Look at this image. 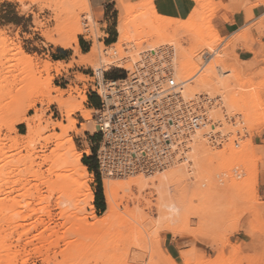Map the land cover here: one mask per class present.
<instances>
[{
	"label": "rangeland",
	"instance_id": "rangeland-1",
	"mask_svg": "<svg viewBox=\"0 0 264 264\" xmlns=\"http://www.w3.org/2000/svg\"><path fill=\"white\" fill-rule=\"evenodd\" d=\"M76 2L69 6L60 0H0V153L7 159L8 173H12L4 195L11 192L8 200L16 198L30 204L20 211H8L5 221L1 219L0 246L8 247L9 252L0 251V264H264V64L235 61V47L221 37L214 23L217 13L227 7L217 0H185L186 12L176 20L159 15L154 0H115L109 18L99 23L88 18V0ZM115 44L122 46L119 58L136 61L141 54L170 45L178 65L177 78L183 81H196L208 61L206 72L220 67L222 76L214 71L218 79L236 81L233 98L228 92L192 88V84L185 90L189 96H221L229 108L226 117L221 110L213 112L222 127L218 130L230 136L229 142L220 149L202 138L196 158L205 152H233L237 157L232 165L219 164L217 159H197L192 175L181 172L186 182L164 191L160 190V181L180 170L153 177L111 178L118 190L117 212L108 224L97 228L92 213L102 218L107 210L106 178L100 174L98 178L86 166L87 185L94 196L101 181L106 204L102 212L95 199L94 210L82 203L77 205L67 195L60 196L57 188L49 190L31 176L37 171L46 181L56 182V176L48 174L51 162L44 159L55 157L57 143L53 136L61 132L51 126L67 125L68 102L72 108L81 104L84 111L71 116L76 130L68 137L82 155V164L84 158L95 156L98 167L102 136L90 97L100 101L93 92L97 80H111L113 74L123 79L128 65L135 63L102 70L101 80V51L114 50ZM18 48L30 61L18 55ZM181 58L193 63L192 70L180 71ZM55 99H61L65 106ZM29 103L33 107L27 108ZM9 125L12 130L6 128ZM9 140L17 141L18 147L12 148ZM237 140L239 149L233 147ZM248 142L250 147L243 153ZM30 155L35 159L33 166ZM18 182L37 186L46 200L42 206L45 215H40L36 198H23ZM17 211L22 218L12 215ZM29 215L33 216L23 219ZM35 225L21 234L23 226L29 230ZM166 239L180 250L174 258L166 251Z\"/></svg>",
	"mask_w": 264,
	"mask_h": 264
},
{
	"label": "built area",
	"instance_id": "built-area-1",
	"mask_svg": "<svg viewBox=\"0 0 264 264\" xmlns=\"http://www.w3.org/2000/svg\"><path fill=\"white\" fill-rule=\"evenodd\" d=\"M172 51L165 45L152 58H139L121 80H97L93 92L101 102L95 114L102 136L97 151L101 177H153L188 163V148L199 131L211 147L221 149L229 142L213 116L221 110L226 117L222 99L189 96L185 86L190 81L178 79L171 67ZM233 147L240 148L239 140Z\"/></svg>",
	"mask_w": 264,
	"mask_h": 264
},
{
	"label": "bare ground",
	"instance_id": "bare-ground-1",
	"mask_svg": "<svg viewBox=\"0 0 264 264\" xmlns=\"http://www.w3.org/2000/svg\"><path fill=\"white\" fill-rule=\"evenodd\" d=\"M8 1H10V0H8ZM60 1L63 4H65V5L67 4L69 6H73L75 4H78V2H76V0H60ZM82 5H83L82 7L88 8V6L86 4L82 3ZM88 18H89V20L91 22H93V18L91 16V14H89ZM120 33H121V31H120ZM124 36L127 38V35H122V38L125 39ZM118 41H120V40H118ZM125 41H124V45L126 44ZM127 43L129 44V41ZM115 46H117V44H115L114 47ZM120 46L115 47L114 50H109V49L106 48L107 51H101V56H102L103 60L101 62L102 65L98 69V73L100 74V79L103 76L102 75V70H110L111 67L120 68L121 69V68H123L125 63H129L131 61L132 62L135 61V63H136L139 60L138 59L136 61V59H132V58H119L120 57L119 56V52L122 51V49H121L122 46L121 47ZM160 48H162V47H160ZM157 50H159V48ZM17 51H18V55L21 58H26V59L29 58L19 48L17 49ZM151 51H148V52H146L144 54H141L140 58H152V56L154 54ZM98 55L100 56V54H98ZM142 55H145V56H142ZM171 58H173V55H172ZM125 59H129V61H126ZM28 61H30V60H28ZM210 62L211 61L207 62L206 65H204V67L201 68L200 71H201L202 75L194 82H193V79H192V81H191V79H188L191 82L187 83L186 86L192 84V88L194 86H196V87H200V88H204V89H209V90H212V91L218 90L220 92L221 91L228 92L229 95L231 96V98H233V95L235 93L234 90L236 89V81L235 82L231 81V82H226L225 83V82H222L220 79H218L216 77V74H214V71L215 72L217 71L218 75L222 76L223 72L221 71L220 67H213L212 70H210V69L208 70V71H210L209 73L206 72V67H207V65ZM30 64H29V66H30ZM192 64L193 63L189 59L181 58V60H180V71L185 73L187 71L192 70V68H193ZM171 67L175 71V76L177 77L178 65L176 64V59L175 58H174V62L172 63ZM128 68H129L128 71H131L133 69V65L132 64L128 65ZM205 72H206V74H205ZM237 78L238 77H236L235 79L237 80ZM119 80H121V79H119ZM115 81L116 80H111L110 82H115ZM48 84L50 85L49 82H48ZM207 94H209V93H207ZM216 97H219V98L222 99V103L225 106V112L228 114L229 108H228L225 100L221 96H216ZM48 99H50V98H48ZM82 100L85 101L86 98L83 97ZM55 101L60 106H63V105L65 106V104H66V103L64 104V102L61 99H55ZM67 104H66V114H67L66 122H67V125L59 123V124L51 126V127H53V129H58L61 132L60 134L53 136V139L56 141V143L58 145V146L56 145L57 151L56 152L54 151L56 154L53 153L55 155V157L54 158H50L49 157V158H45L44 159L45 161L49 160L51 162V164H50V166L48 168V174L49 175H55L56 176V182L46 181V179L43 176V174H41L40 172H37V171H33L34 173L32 174L31 177H34L35 179H37L42 184L43 183L46 184V186H48L49 190H53V189L57 188L58 193H59L60 196L67 195L68 198L74 200L77 205L82 203V204H84L86 206H89L90 209L94 210L93 202H94L95 196H94V193L92 192V190L87 185V183H88V178H87L88 171H87V168H86V166H84L82 164V162H81V156L82 155L77 153L76 147L74 145L73 140L70 137H68V133L69 132H75V130H76V121H74L71 118V116L74 113H76V112L83 113L84 112L83 111V107H82L81 104H75V105H73L74 107L72 108L69 104H68L69 105V107H68ZM31 107H33V104L29 103L27 108H31ZM239 114H241V113H239ZM19 121H21V119H19L18 122ZM235 125H238V122ZM6 128H8L9 130H12L13 126L9 125V126H6ZM29 132L31 133V130ZM202 133L203 132H201V131H199L197 133L196 137L193 139V142L191 143V145L188 148V150L190 151L189 158H188L189 159L188 163L180 165L181 167L177 166L179 168L174 167V168H171V169L166 170L165 172L161 173V174H164V173L170 172L172 170H177V169L180 170L178 172L176 171L177 173L174 174V175L170 174V175H172V176H170V178H168L167 175L164 176V180H161L160 183H159V187H160L161 191H164V190H166L168 188L172 189V188L176 187L178 184L186 182V180H188V179L185 180V178H184L185 176L183 177L181 172L182 171L185 172V173L188 172L189 175H192L194 173V163H195V160H197V159L206 158L207 161H209V162H213V161H215L217 159L219 164L222 163V162H226V163L228 162L230 165H232V163L235 162L237 156L233 152L230 153L229 155H226V154L209 155V154H206L207 152H205L203 154V156L197 155V158H196L195 150L197 148L198 142L199 141H200V143L202 142V138H203V134ZM9 141L13 145L12 148L18 147V142L17 141H15V140H9ZM249 147H250V142H248V144H247L246 148L244 149L243 153H245ZM1 155H3V154L0 153V221L3 218H7V215H9V214L6 215V213L8 211L12 210V209H17V210L20 211V209L21 210L24 209L23 208L24 206H26L28 208L30 207L29 203H26L24 201L26 203L25 204L24 202L16 201L15 197H13L15 199H10L9 198L10 200H8V198H7V194L8 193H6V195H4L5 194L4 193V189L6 187H9L8 186L9 185V179H10V176H11L9 173H11V172L8 173V170L6 169V165L8 164L7 159L4 158V156L2 157ZM29 162H31V166H33L35 164V159L32 158V155L29 156ZM29 174L31 175V173H29ZM114 177L122 178V177L110 176V175H105L104 176V179L106 178L104 180V195H105V198H106L107 210H106V212H105V214H104V216L102 218H96L94 213H92V216L94 218L93 226H95L97 228H103L106 224H108V222L112 218H114V215H116L117 206H118L117 202H116L117 196H118L117 195L118 194V190L116 189V187L112 183V179L111 178H114ZM19 185H18L19 186L18 187V191L22 192L23 198H25V199L26 198H31V199L32 198H36V200L35 199L34 200L38 203L37 205L41 206V207H39V209L41 210V212H40V215H41L42 214V210H43L42 206H43V204H44V202L46 200L39 195L40 193L38 191L37 186H35V187L34 186H27V185L20 184V183H19ZM14 186H16V185H14ZM12 188L15 189L17 187H12ZM9 194H12V193L10 192ZM165 198H168V197H165ZM19 199L22 201L21 197ZM23 204H25V205H23ZM28 208H26V209H28ZM19 211H17V213H15V214L12 213V215H14V216L16 215L18 219L22 218L21 213ZM28 211H29V209H28ZM31 211L35 212L36 210L33 208ZM36 213H38V212H36ZM31 214H33V213H31ZM33 215L24 216L23 219L27 220V218H31ZM42 215H45V213L42 214ZM14 220H15V218H14ZM3 221H5V220L3 219ZM9 221H10V219H9ZM16 221H18V220L16 219ZM42 223L43 222H40V224H42ZM36 225L34 227L31 226V228H29V230H26L25 228H23L24 227L23 226L22 227L23 230L20 231L21 234L22 233H26L27 234L32 229H34L36 227ZM0 251H2V252H7L8 251L9 252V249L6 246H0Z\"/></svg>",
	"mask_w": 264,
	"mask_h": 264
},
{
	"label": "crops",
	"instance_id": "crops-1",
	"mask_svg": "<svg viewBox=\"0 0 264 264\" xmlns=\"http://www.w3.org/2000/svg\"><path fill=\"white\" fill-rule=\"evenodd\" d=\"M115 0H88L94 21L102 23L109 17ZM227 8L217 13L215 25L221 37L235 47L239 64H264V0H217ZM156 12L166 18L180 20L186 12L185 0H154ZM166 251L172 257L180 252L172 240H165Z\"/></svg>",
	"mask_w": 264,
	"mask_h": 264
},
{
	"label": "trees",
	"instance_id": "trees-1",
	"mask_svg": "<svg viewBox=\"0 0 264 264\" xmlns=\"http://www.w3.org/2000/svg\"><path fill=\"white\" fill-rule=\"evenodd\" d=\"M111 43L112 42H110V41L108 42V44H111ZM118 77L119 76L117 74H113V75L109 76V78L111 80H119ZM90 101L92 102L93 106L97 110L100 109L101 103H100L99 99L96 96L90 97ZM99 137L100 136H97V137H95V139L99 138ZM83 163H84L85 166L89 167L92 172L97 173L98 178H100L95 156L92 157V158H84ZM95 205L102 212H104L106 210V204H105V201H104V196H103V193H102V184H101L100 180H98V188H97V191H96V194H95Z\"/></svg>",
	"mask_w": 264,
	"mask_h": 264
}]
</instances>
